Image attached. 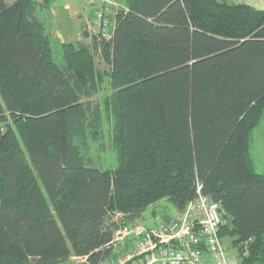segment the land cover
Listing matches in <instances>:
<instances>
[{
  "label": "trees",
  "instance_id": "trees-1",
  "mask_svg": "<svg viewBox=\"0 0 264 264\" xmlns=\"http://www.w3.org/2000/svg\"><path fill=\"white\" fill-rule=\"evenodd\" d=\"M49 6L0 0V264H107L116 231L161 199L182 211L197 184L223 243L264 264V8L125 0L108 39L64 42L58 63Z\"/></svg>",
  "mask_w": 264,
  "mask_h": 264
},
{
  "label": "built area",
  "instance_id": "built-area-1",
  "mask_svg": "<svg viewBox=\"0 0 264 264\" xmlns=\"http://www.w3.org/2000/svg\"><path fill=\"white\" fill-rule=\"evenodd\" d=\"M93 18L87 31L99 39H108L114 28L113 15L120 7L114 0H87ZM224 210L221 204L201 192L187 202L176 216L163 219L155 213L152 226L132 225L119 229L113 245L125 239L135 250L118 255L107 264H229L227 247L219 236Z\"/></svg>",
  "mask_w": 264,
  "mask_h": 264
},
{
  "label": "rangeland",
  "instance_id": "rangeland-1",
  "mask_svg": "<svg viewBox=\"0 0 264 264\" xmlns=\"http://www.w3.org/2000/svg\"><path fill=\"white\" fill-rule=\"evenodd\" d=\"M12 2L14 0H6ZM231 3H246L255 8L263 9L264 0H226ZM115 2V0H114ZM117 6H120L118 2ZM92 5L87 0H50V6L46 10H37V17L41 19L45 25L47 31L51 33V46L53 50V57L56 62L62 61V41L75 40L79 37L85 36L82 28L79 31V19L73 13L75 10H79L84 15L90 13ZM90 21V20H89ZM88 38L91 39L90 30L86 32ZM99 65H102L97 58ZM108 91V90H107ZM105 93L102 90L97 96L100 98ZM105 133L108 134V125H105ZM108 144V135H107ZM252 156L255 165V170L258 173H264V116L260 124L253 131L252 142ZM100 163L103 168L112 167L115 165L114 153L110 150H106L100 155ZM163 214V219H171L176 216V209L174 205L166 199H161L151 205H149L144 211H142L140 217L137 219V224L141 226H152L154 224V214ZM133 243L125 239L122 243L119 242L116 246L119 254L122 255L127 252H133L135 248ZM227 247L228 262L229 264H241L240 258L235 249L230 246L229 241H225ZM77 260L72 259V264H75Z\"/></svg>",
  "mask_w": 264,
  "mask_h": 264
},
{
  "label": "crops",
  "instance_id": "crops-1",
  "mask_svg": "<svg viewBox=\"0 0 264 264\" xmlns=\"http://www.w3.org/2000/svg\"><path fill=\"white\" fill-rule=\"evenodd\" d=\"M124 1L125 0H115V2H118L119 3V5L120 6H123V4H124ZM75 16H77V18L79 19V31L78 32H80V30L82 29V28H84V26H86L87 24H89L90 22H91V20H92V18H93V7H92V9H91V11H90V13H88L87 15H84L82 12H80L79 10H75V12L73 13ZM90 20V21H89ZM49 32V31H48ZM49 34H50V36H51V33L49 32ZM76 40H82L83 42H85V43H90V41H91V39L90 38H88V37H86V35L85 36H83L82 38L81 37H79L78 39H75V40H69V41H62V43H64V42H70V41H76ZM62 43H61V45H62ZM134 225H138L137 224V221L134 223ZM130 226H132V225H130ZM146 227H148V226H146ZM118 245V243L117 244H114V252L115 251H117V246ZM227 256H228V253H227ZM117 258V257H116ZM228 258H229V256H228ZM113 261V258L110 260V262H112Z\"/></svg>",
  "mask_w": 264,
  "mask_h": 264
},
{
  "label": "bare ground",
  "instance_id": "bare-ground-1",
  "mask_svg": "<svg viewBox=\"0 0 264 264\" xmlns=\"http://www.w3.org/2000/svg\"><path fill=\"white\" fill-rule=\"evenodd\" d=\"M85 35H86V34H85ZM116 232H117V231H116ZM116 232H115V233H116ZM114 235H115V234H114Z\"/></svg>",
  "mask_w": 264,
  "mask_h": 264
}]
</instances>
